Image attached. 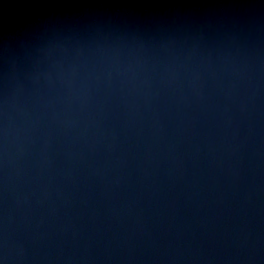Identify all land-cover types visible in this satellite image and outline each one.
<instances>
[{
	"label": "water",
	"instance_id": "1",
	"mask_svg": "<svg viewBox=\"0 0 264 264\" xmlns=\"http://www.w3.org/2000/svg\"><path fill=\"white\" fill-rule=\"evenodd\" d=\"M0 264H264V0H0Z\"/></svg>",
	"mask_w": 264,
	"mask_h": 264
}]
</instances>
